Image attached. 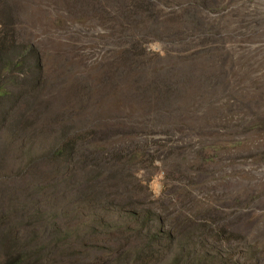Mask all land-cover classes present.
<instances>
[{
	"label": "rangeland",
	"instance_id": "1",
	"mask_svg": "<svg viewBox=\"0 0 264 264\" xmlns=\"http://www.w3.org/2000/svg\"><path fill=\"white\" fill-rule=\"evenodd\" d=\"M240 4L238 0L233 5L235 18L221 34L226 40L238 39L243 47L237 60L243 65L240 82L231 83L236 90L229 92L220 105L212 131L246 137L251 140L248 144L253 143L251 154L256 156L245 159L242 154L241 158L230 154L220 166L211 167L215 178L225 171H237L220 191L249 190L259 184L264 189V163L258 160L264 152V130L254 132L250 128L257 121L264 129V74L258 80L249 77L256 67L252 76L264 73V0H247L244 7ZM41 8V0H16L10 23L1 27L3 31L12 27L7 30L6 45L15 54L25 45L36 50L25 55L23 72L9 74L13 86L0 97V264H124L116 261L119 253L142 238L126 227H120V231L113 228L112 234L101 226L99 234L80 238L73 234L65 237L64 233L77 224L86 233L84 223L89 211L84 207L88 204L91 212L99 214L113 208L107 218L125 226L127 218L134 221L130 223L133 233L139 223L119 210L123 203L127 209L153 207L159 217H164V223L173 218V209L179 205L172 207L160 197L162 173L150 180L151 196L143 198L132 190L135 185L127 182L125 169L120 187L112 193L109 184L118 182L119 174L107 169L116 164L115 157L142 144L149 152L163 153L179 145L173 141L180 132H208L196 127H170L171 122L183 117L175 110L173 100L152 98L137 84L151 87L160 83L176 88L196 84L195 88L206 89L215 81L210 76L217 66L206 58L200 61V74L180 64L173 67V60L167 59L164 51L173 48L161 42L146 45L149 56L158 57L152 62L133 57L132 51H121L126 45L114 41L106 45L113 53L102 58L104 40L101 34L98 38L92 35L101 30L82 22L71 30L53 28L51 19L43 20ZM132 59L146 65L136 68ZM184 101L179 95V102ZM159 138L166 146L155 144ZM61 146L64 152L56 154ZM155 156L158 171L166 169L162 154ZM189 164L192 167L194 162L187 159V168L181 172L185 179L192 173ZM110 171L108 180L101 179ZM120 188L127 192L118 196ZM142 202L147 205H140ZM258 209L262 213L264 205ZM159 227L161 223L156 221L152 229ZM260 230L264 233V225Z\"/></svg>",
	"mask_w": 264,
	"mask_h": 264
},
{
	"label": "trees",
	"instance_id": "2",
	"mask_svg": "<svg viewBox=\"0 0 264 264\" xmlns=\"http://www.w3.org/2000/svg\"><path fill=\"white\" fill-rule=\"evenodd\" d=\"M15 1L0 0V97L6 96L13 86L9 74L15 70L23 72L26 66L25 55L36 50L31 45H25L23 51L15 54L6 45L7 30H12V27L6 31L1 27L10 23ZM237 1L41 0L43 20L51 19V27L71 30L76 23L82 22L90 24L88 28L101 30L97 33L93 31L92 35L98 38L101 34L104 40L101 46V49L105 48L102 58L113 53L106 49V45L114 41L126 45L121 51H132L133 57L152 62L158 57L149 56L146 45L161 42L173 48L164 50L166 58L173 60V67L180 64L200 74V61L206 58L213 66H217L210 76L215 81L206 89L195 88L196 84L192 88L162 86L160 83L151 87L137 84L139 88L147 90L152 98L173 100L175 110L181 112L183 117L181 121L178 119L171 122L170 127H196L210 131L202 133L204 130H192L189 134L180 132L179 138L173 141L179 145L163 153L149 152L148 147L142 144L115 157L116 164L109 165L110 168L107 169H115L119 174V181L109 184L112 193L120 187L121 174L125 169L127 182L135 185L132 190L140 193L143 198L151 196L150 180L162 173L163 189L160 197L168 200L172 207L179 205L173 209V218L164 223V217H159L153 207L137 209L135 206L127 209V204L120 201L123 205L119 210L134 217L135 222L139 223V228L133 233L130 223L134 221L127 218L125 226L124 223L107 218L113 208L108 209L106 214L100 212V215L98 211L91 212V205L88 204V207H84L89 211L84 223L88 232L82 233V227L77 224L64 233L65 237L70 234L76 238L86 234L97 235L101 226L112 231V234L114 229L120 231V227H126L129 232L143 239L140 238L134 247H128L119 253L116 261H123L124 264H141L142 261H147L143 264H264V233L260 230L264 225V210L260 213L258 209L259 205H264V189L259 184V187L249 190L241 187L220 191L229 185L237 171H225L215 178V171L211 169L214 165L220 166L222 159L230 154L240 158L242 154L245 159L246 156H256L251 154L254 150L253 143L248 144L251 140L246 137L212 131L217 123L216 115L220 105L226 101L229 92L236 90L231 83L240 82L238 75L243 65H238L237 60L240 59L239 52L243 47L238 39L232 37L226 40L221 35L235 18L232 9ZM246 1L241 0L240 6L244 7ZM132 60V65L136 68L146 65ZM256 68L249 72L250 79L258 80L264 74L252 76ZM223 86L226 87L222 89ZM179 95L181 99H185V103L179 102ZM142 104L144 105L143 101ZM220 122L221 119L218 124ZM250 128L254 132L264 130L257 121L251 123ZM155 144L166 146L161 138ZM64 150L61 146L56 154L63 153ZM161 154L166 162V169L164 167L158 171L155 155L159 157ZM187 159L194 164L192 167L189 164L192 173L185 179L186 176L181 172L187 168L184 167ZM258 160L264 163V152L259 154ZM232 162L239 164L233 160ZM114 165L116 166L113 167ZM110 175L111 171L104 173L101 179L108 180ZM95 180L92 181V191ZM123 192L127 190L120 188L118 196ZM142 204L147 205L144 202L140 203ZM92 205L96 206L94 203ZM100 208L101 205L99 211ZM79 211L77 208V213ZM156 221L161 223V227L152 229Z\"/></svg>",
	"mask_w": 264,
	"mask_h": 264
}]
</instances>
